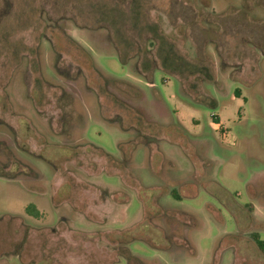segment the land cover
Segmentation results:
<instances>
[{
    "label": "rangeland",
    "instance_id": "374dc122",
    "mask_svg": "<svg viewBox=\"0 0 264 264\" xmlns=\"http://www.w3.org/2000/svg\"><path fill=\"white\" fill-rule=\"evenodd\" d=\"M0 120V264H264V0H0Z\"/></svg>",
    "mask_w": 264,
    "mask_h": 264
},
{
    "label": "flooded vegetation",
    "instance_id": "af4514ba",
    "mask_svg": "<svg viewBox=\"0 0 264 264\" xmlns=\"http://www.w3.org/2000/svg\"><path fill=\"white\" fill-rule=\"evenodd\" d=\"M76 29H77L76 30L77 35L76 36L74 35V36H72L70 38H71V40H73V41H71L72 42V45H75V47H77L81 51L82 50H86L85 47H84V45H83V43L80 42V38L81 37H84V39L87 41V43L90 44L91 46H93L94 48H96V49H102V50H105L106 52L110 49L111 51H113L117 55V52H116L117 49L113 45V43L110 41V38L108 37V35L106 33H103L101 31H99L98 29L97 30H90V29H87V28H76ZM44 46H46V47H44ZM46 49L51 54L52 63L50 64L49 68H50V71L53 73V75L57 78L58 83H57L56 86L59 88L60 97H62V98L69 97V98H72L74 101H76V100L82 101L83 98H85L86 96L92 94L91 91H89L88 89H86L84 87V85L80 82V79H79V74L80 73L78 71L76 72V77H72V76L70 77V74H68L67 70L64 69V68H62V67H60L58 65L62 57H61V54L60 53H58V52L55 51V47H54V43L53 42H51V41H45L43 44L38 45V47H37L38 53L37 54L39 56H41V53L43 55H46V53H45V50ZM118 58L120 60V57L119 56H118ZM21 59H26V61L28 62V59L26 57H24V56H22ZM128 59H126V63H122L121 61L120 62L123 65H126L127 64L132 69V67L130 66V64L127 63L128 62ZM37 64H38L39 72H41V70H42L41 57L39 58V60H37ZM133 71L136 72L135 68L133 69ZM16 72L17 73L18 72H21V74L23 75V77H27L28 76L27 75V73H28L27 66L24 67V69H17ZM136 75H137L138 78H140L142 81L145 82V85L147 87H149L150 89L153 87L152 86V81H151V83H148L146 81V77H144V76L140 77V75L138 73ZM41 79H43L49 85H53L54 84V83L49 82L44 77H42ZM26 83L27 82H24V86L26 87L25 88L26 91H25V96L24 97L30 98V97H32V95L28 92L29 85H28V83L27 84ZM126 83H128V82H126ZM138 87H135V89L141 93V99H139L138 101H136L134 99L133 100H131V99L129 100L128 99V101H130V103L132 105L138 104L139 106H142L143 107V106H145V105H143L144 102H142L144 100L143 99L144 98L143 97L144 95L142 93L143 89L140 86H138ZM108 89L110 91H112L113 93H115L116 95H118V91L119 90H117L116 88L108 86ZM143 92H145V91H143ZM122 95L124 97L125 96L128 97L125 92H123ZM145 100H147V99H145ZM21 108H24V106H21ZM142 110L143 111L145 110L148 113L147 107L143 108ZM154 110L156 111V109H154ZM159 112H161V111L160 110H157L156 111V114H158ZM8 132H9V135H8ZM11 132H12V129L4 121H1L0 120V146L1 145H4L5 147H7L6 149H9V150H11L10 149V146L12 148V145H13L8 140ZM120 155H121V153H120ZM109 156H111V155H109ZM16 157L17 156L15 155L14 158H16ZM111 157L114 158L113 156H111ZM26 167L28 168V171L29 172L32 171L31 173H33V169H32L33 167L30 166V164H27ZM0 172H2V171L0 170ZM23 178H25V180H23ZM29 178H30L29 177V174H27V173H21L20 178H16V179L11 178L8 175L0 174V179H3L5 181H9V182H14V181L15 182H21L22 181L24 184H26L27 181H30ZM259 199L257 201L258 203H259ZM260 201H261V199H260ZM263 205H264V202H263ZM33 206L36 209V206L35 205H33ZM182 230H183L184 233H186L187 228H185V229L183 228ZM253 237H254V240L255 239H259L257 236H253ZM263 239H264V237L262 239H259V240H263Z\"/></svg>",
    "mask_w": 264,
    "mask_h": 264
},
{
    "label": "trees",
    "instance_id": "16d2710c",
    "mask_svg": "<svg viewBox=\"0 0 264 264\" xmlns=\"http://www.w3.org/2000/svg\"><path fill=\"white\" fill-rule=\"evenodd\" d=\"M237 92H238V91H237ZM237 97H238V96H237ZM105 154H106V156H108L107 153H105ZM177 200H178V199H177ZM25 213H26L27 215L31 216V217H34V218H36V217L39 216L37 210H36L35 207H34L33 205H31V204L26 206V208H25ZM254 242H255V245H256L257 249H258L260 252H262V253L264 254V239H263V240L255 239ZM170 251H172V250H170ZM137 261H138V260H137ZM138 262L140 263V260H139ZM219 264H220V263H219Z\"/></svg>",
    "mask_w": 264,
    "mask_h": 264
},
{
    "label": "crops",
    "instance_id": "0c3cea01",
    "mask_svg": "<svg viewBox=\"0 0 264 264\" xmlns=\"http://www.w3.org/2000/svg\"><path fill=\"white\" fill-rule=\"evenodd\" d=\"M14 182H15V181H14ZM15 183H18V182H15ZM25 208H26V207H25ZM36 210H37V211H40L37 207H36Z\"/></svg>",
    "mask_w": 264,
    "mask_h": 264
},
{
    "label": "built area",
    "instance_id": "2783aa9c",
    "mask_svg": "<svg viewBox=\"0 0 264 264\" xmlns=\"http://www.w3.org/2000/svg\"><path fill=\"white\" fill-rule=\"evenodd\" d=\"M213 116V115H212Z\"/></svg>",
    "mask_w": 264,
    "mask_h": 264
}]
</instances>
